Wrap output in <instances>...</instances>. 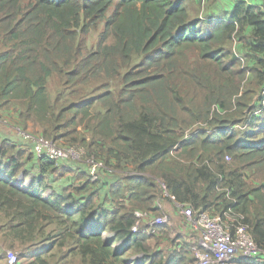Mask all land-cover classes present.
<instances>
[{"label":"trees","instance_id":"1","mask_svg":"<svg viewBox=\"0 0 264 264\" xmlns=\"http://www.w3.org/2000/svg\"><path fill=\"white\" fill-rule=\"evenodd\" d=\"M249 1L199 18L204 0H0V107L21 103L16 125H38L37 135L83 147L116 173L92 182L84 164L33 152L22 162L25 149L0 138L8 236L28 242L54 226L31 264L54 250L85 264H127L130 250L141 264H193L184 251L151 250L159 228L131 232L135 211L161 213L164 192L172 204L230 217V231L244 226L264 251V0ZM100 23L90 49L86 36ZM52 80L63 90L54 99ZM33 169L27 189L14 184ZM71 173L75 184L64 179L44 197L47 178ZM103 173L114 179L105 185Z\"/></svg>","mask_w":264,"mask_h":264},{"label":"rangeland","instance_id":"2","mask_svg":"<svg viewBox=\"0 0 264 264\" xmlns=\"http://www.w3.org/2000/svg\"><path fill=\"white\" fill-rule=\"evenodd\" d=\"M236 0H204V3H201L200 5H197L195 8L194 14L192 16H197L199 18L213 16V15H221L223 10H227L229 8V5H231ZM249 1V0H248ZM250 2V1H249ZM260 3V2H259ZM103 29V23H100L97 28L90 30L88 35L86 36V42L87 46L90 49H95L96 44L99 40V35ZM111 39H108L106 44H110ZM236 44V43H233ZM232 44L231 50L233 51L234 45ZM235 54H238V52L234 51ZM85 89V88H84ZM87 90V89H85ZM50 92L53 96V99L55 96L59 93H62L63 90L61 87L58 86L57 81L52 80L51 82V89ZM15 107H18L21 109V103L19 102H11ZM1 117V116H0ZM31 123V122H28ZM4 124V123H3ZM5 125V124H4ZM0 125V126H4ZM22 126V125H21ZM24 126V125H23ZM25 128H28L26 132H30L31 134L37 135V133H40L36 131L39 129L38 125L33 124V126L28 127L27 125ZM79 131L82 132L81 127L77 128ZM195 129V128H194ZM85 132V131H83ZM189 134V133H188ZM21 138V137H20ZM25 145H20L23 147L26 151V154L22 158V162H24L26 155L30 152L32 153V145L24 140ZM22 141V142H23ZM59 144H62L57 142L56 145L60 146ZM69 145V144H68ZM58 164H61L63 166H71L75 170L82 171V168L86 171V168L83 164L75 162V161H56ZM24 170L29 171V165H25L23 167ZM78 171V172H79ZM59 172V171H58ZM30 175H28L26 178L23 177V175H19L16 179L13 180L14 184L18 185L22 190H25L30 185V177L34 176L35 170L33 169L31 172H29ZM113 171L109 174H112ZM77 173H71L64 176L63 179H57V181L52 182L51 180L47 178V183L49 184V187L46 188L43 191L44 197L48 196L52 188H55L57 186H61L64 183V179L68 180V183H76V181L71 180ZM104 175L102 174V182L106 185L107 182L113 180L112 176L116 173H113V175ZM87 176V175H86ZM118 176V174H117ZM248 183L251 185H255L259 182V180L255 179H248ZM160 183V182H159ZM99 192V191H98ZM105 193V190L102 191L99 195L100 198L103 197V194ZM164 202L168 205L169 208H171V213L169 214L167 211L161 213H149V212H143L147 213L151 218L153 217H159L164 220V224L159 228L156 235L152 236L151 240H148L147 243L150 246L151 250L153 252H163L164 255L184 251L186 252L190 257L194 258L193 264H196V253L198 250H200V244H199V236L198 234L192 230V228L186 224L184 218L181 215L180 209L175 205L172 204L167 200V198L162 194L161 198L157 203ZM142 212V211H140ZM153 215V216H152ZM220 218V217H219ZM231 218L226 217V220L222 221L228 228H230V222ZM6 219L4 218L3 214L0 213V264H7L8 259V253L12 252L15 253L20 260L21 264H31L30 261L34 260L35 255L33 254L32 250L35 248H43V246L49 245L50 240L43 241L42 238H45L47 235L52 237L53 236V229L52 227H47L45 229V235L44 236H37L31 241L26 242H20L17 240L12 239L10 236H8L7 231V225H6ZM109 237V236H108ZM41 240V241H40ZM117 243H115L113 246H116ZM31 251V255L29 253ZM44 251V248H43ZM62 256V255H61ZM43 259L47 262V264H85L82 262V260L74 255L70 256L65 261H61L59 259L60 254H58L55 250L50 252H45L42 256ZM123 259L127 261V264H141L143 262V257L141 254L130 250L126 252L123 256ZM147 264V263H146Z\"/></svg>","mask_w":264,"mask_h":264},{"label":"built area","instance_id":"3","mask_svg":"<svg viewBox=\"0 0 264 264\" xmlns=\"http://www.w3.org/2000/svg\"><path fill=\"white\" fill-rule=\"evenodd\" d=\"M261 94L264 95V86ZM0 118V125H4ZM13 131L32 145V152L37 158H48L54 161H75L84 164L90 181H96L100 171L111 172L102 162L88 156L80 146H58L52 140L26 132L21 126L14 125ZM228 160V158H226ZM162 186V185H161ZM163 189V186H162ZM164 196L167 193L164 192ZM186 224L199 236L200 250L196 253V264H230L237 258H254L257 262L264 261V251L258 248L247 229L238 225L230 231L219 218L206 211L194 212L191 207L176 204ZM135 223L131 227L133 234H155L164 224L159 217L149 216L147 213L135 211ZM7 264H18L15 253L9 252Z\"/></svg>","mask_w":264,"mask_h":264},{"label":"crops","instance_id":"4","mask_svg":"<svg viewBox=\"0 0 264 264\" xmlns=\"http://www.w3.org/2000/svg\"><path fill=\"white\" fill-rule=\"evenodd\" d=\"M20 112H21V109H19L18 107H15L13 104H11L10 107H0V115L2 116V120L4 122H6L4 126H0V138L1 139H7L16 145H25L23 139H21L13 131L14 125L24 124V122L22 121V118L20 116ZM25 125H27L28 127H31V126H33V123L27 122ZM36 131H40V129H37ZM105 189H106V187L103 188L102 191H104ZM157 204L158 205H156V209L161 210L162 212L167 211L169 214L171 213V208H169L168 205L165 204L164 202H161V203L158 202ZM103 236L108 237L110 235L104 234ZM42 250H43V248H39V249L35 248L32 251L34 253H38V252H41ZM29 253L31 255V251H29ZM62 256H63V259L61 261H65L66 259H68L70 257L67 255L66 250L62 251Z\"/></svg>","mask_w":264,"mask_h":264},{"label":"water","instance_id":"5","mask_svg":"<svg viewBox=\"0 0 264 264\" xmlns=\"http://www.w3.org/2000/svg\"><path fill=\"white\" fill-rule=\"evenodd\" d=\"M129 264V263H128Z\"/></svg>","mask_w":264,"mask_h":264}]
</instances>
